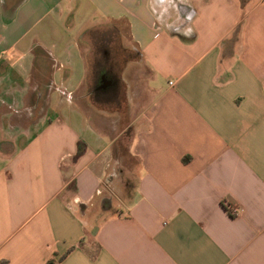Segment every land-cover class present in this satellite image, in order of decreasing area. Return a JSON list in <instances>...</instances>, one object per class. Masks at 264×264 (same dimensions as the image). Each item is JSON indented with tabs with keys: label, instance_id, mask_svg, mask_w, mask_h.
<instances>
[{
	"label": "crops",
	"instance_id": "0c3cea01",
	"mask_svg": "<svg viewBox=\"0 0 264 264\" xmlns=\"http://www.w3.org/2000/svg\"><path fill=\"white\" fill-rule=\"evenodd\" d=\"M121 25L110 131L84 45ZM51 262L264 264V0H0V264Z\"/></svg>",
	"mask_w": 264,
	"mask_h": 264
},
{
	"label": "rangeland",
	"instance_id": "374dc122",
	"mask_svg": "<svg viewBox=\"0 0 264 264\" xmlns=\"http://www.w3.org/2000/svg\"><path fill=\"white\" fill-rule=\"evenodd\" d=\"M85 44L84 51L86 53L93 52L97 54L89 59L91 73L90 82L92 80L93 83L95 79L94 74L100 69H113L115 72L114 75H116V78L119 81L115 98L104 97V102L103 100L101 101L103 104L96 103L104 110V113L101 114V116H103V119H101V125H103L106 130L110 131L114 127L118 128L119 125L117 123L114 125V121L112 122L113 117L116 115L122 118L121 126L124 128V121L127 119V108L121 107V103L123 100H127L128 87L137 91V89H139L137 85L141 83L144 78L142 66L140 65L141 57L137 48L131 41L129 29L125 25H121L118 34H116L115 30L111 27H104L98 32V36L95 35V33L89 35L88 41ZM133 56L136 58L135 66L131 65V59ZM92 83H90L91 87H89L88 91H94ZM92 95L94 97V92ZM87 110L88 113L95 112L88 108Z\"/></svg>",
	"mask_w": 264,
	"mask_h": 264
},
{
	"label": "flooded vegetation",
	"instance_id": "af4514ba",
	"mask_svg": "<svg viewBox=\"0 0 264 264\" xmlns=\"http://www.w3.org/2000/svg\"><path fill=\"white\" fill-rule=\"evenodd\" d=\"M132 62V59H131ZM113 69H104L102 73L96 75V86L93 87L94 91L91 92L94 94L100 95L102 92L109 95V98H112L113 93L117 90V78L114 75Z\"/></svg>",
	"mask_w": 264,
	"mask_h": 264
},
{
	"label": "built area",
	"instance_id": "2783aa9c",
	"mask_svg": "<svg viewBox=\"0 0 264 264\" xmlns=\"http://www.w3.org/2000/svg\"><path fill=\"white\" fill-rule=\"evenodd\" d=\"M225 208L233 216H235V215L238 214V208L236 206L230 204L229 202H226L225 203Z\"/></svg>",
	"mask_w": 264,
	"mask_h": 264
},
{
	"label": "trees",
	"instance_id": "16d2710c",
	"mask_svg": "<svg viewBox=\"0 0 264 264\" xmlns=\"http://www.w3.org/2000/svg\"><path fill=\"white\" fill-rule=\"evenodd\" d=\"M82 145H79V152H78V155H80V153H81V150H82ZM48 264H53L52 262L51 263H48Z\"/></svg>",
	"mask_w": 264,
	"mask_h": 264
}]
</instances>
